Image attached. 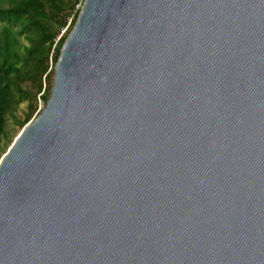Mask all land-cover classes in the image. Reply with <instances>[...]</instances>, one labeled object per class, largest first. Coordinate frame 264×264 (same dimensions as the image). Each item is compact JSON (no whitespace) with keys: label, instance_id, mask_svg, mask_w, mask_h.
<instances>
[{"label":"water","instance_id":"obj_1","mask_svg":"<svg viewBox=\"0 0 264 264\" xmlns=\"http://www.w3.org/2000/svg\"><path fill=\"white\" fill-rule=\"evenodd\" d=\"M0 264H264V0H84L0 159Z\"/></svg>","mask_w":264,"mask_h":264},{"label":"trees","instance_id":"obj_2","mask_svg":"<svg viewBox=\"0 0 264 264\" xmlns=\"http://www.w3.org/2000/svg\"><path fill=\"white\" fill-rule=\"evenodd\" d=\"M83 2L0 0V158L43 109L60 49Z\"/></svg>","mask_w":264,"mask_h":264},{"label":"rangeland","instance_id":"obj_3","mask_svg":"<svg viewBox=\"0 0 264 264\" xmlns=\"http://www.w3.org/2000/svg\"><path fill=\"white\" fill-rule=\"evenodd\" d=\"M65 29H66V28H64V29L60 32V34H62V33L65 31ZM41 110H42V109H41ZM36 117H37V116H36ZM36 117L34 116L31 120H33V119L36 118ZM31 120H30V121H31ZM14 128H16V125L14 126ZM0 159H1V158H0Z\"/></svg>","mask_w":264,"mask_h":264},{"label":"built area","instance_id":"obj_4","mask_svg":"<svg viewBox=\"0 0 264 264\" xmlns=\"http://www.w3.org/2000/svg\"><path fill=\"white\" fill-rule=\"evenodd\" d=\"M41 108V105H40V107H39V109Z\"/></svg>","mask_w":264,"mask_h":264}]
</instances>
